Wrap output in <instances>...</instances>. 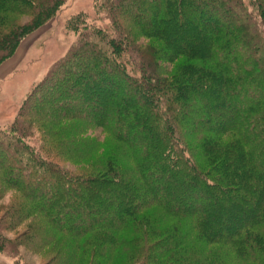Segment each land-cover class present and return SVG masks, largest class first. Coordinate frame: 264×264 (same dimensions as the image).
I'll list each match as a JSON object with an SVG mask.
<instances>
[{
	"label": "trees",
	"instance_id": "16d2710c",
	"mask_svg": "<svg viewBox=\"0 0 264 264\" xmlns=\"http://www.w3.org/2000/svg\"><path fill=\"white\" fill-rule=\"evenodd\" d=\"M65 1L0 0V66ZM146 1L120 2L122 21L162 44L159 51L145 49L153 61L161 56L184 62L168 81L131 82L116 56L124 49L119 40L132 44L134 38L118 36L115 42L96 35L103 46L96 40L77 46L36 89L34 98L48 108L33 110L30 101L12 127L17 134L8 141L18 159L0 163V200L13 186L31 198L7 209L12 221L24 220L33 203L47 214L51 231L39 221L26 224L28 243L55 245V235L70 239L55 264H73L77 257L79 264H264V38L257 20L243 0ZM150 3H155L153 17ZM186 23L199 30H187ZM246 26L254 28L253 37ZM122 83L136 91L143 85L162 91L168 118L153 100L154 108L129 100L118 89ZM36 121L49 147H59L63 138L64 149L81 160L91 158L96 145L80 148V135L62 123L113 129V140L135 156L128 154L131 161L109 153L79 176L62 171L18 147ZM169 123L180 135L194 131L205 165L191 164ZM5 141L0 136V162ZM15 164L21 170L24 164L33 167L28 179L15 172ZM45 187L51 196H40Z\"/></svg>",
	"mask_w": 264,
	"mask_h": 264
},
{
	"label": "rangeland",
	"instance_id": "374dc122",
	"mask_svg": "<svg viewBox=\"0 0 264 264\" xmlns=\"http://www.w3.org/2000/svg\"><path fill=\"white\" fill-rule=\"evenodd\" d=\"M145 1L142 0V2ZM120 2L123 4L127 3L128 0H66L63 2L57 15L41 28L27 35L18 47L15 55L0 66V136H4V139H7L5 142L8 143L2 151L1 166L5 165V163L8 164L9 161L13 162L12 158L18 159V156L14 155L16 146L10 144L8 140L12 141L11 138L14 134H17L14 133L12 127L16 123L21 122L23 117L22 109L26 108V105H29L30 101L34 102L32 106L33 110L37 109L38 111L42 108H48V106H44V104H47L45 102L41 105L42 99L34 98L36 89L47 79L55 65L65 59L80 44L96 40L95 42H98L100 45L102 44L100 39L103 37L107 38L108 41L113 38H120L118 36H121L122 39L124 37L129 39L134 38L136 42H132V44L128 40L121 41L122 44H120L119 40V46L122 45L124 49L120 50L119 57L116 56L117 60L120 61L130 75L131 82L140 81L146 83V81H149L152 84L155 80H159V78L168 81L177 65L184 62L183 60L185 59L175 62L162 61L161 56H158L156 61H153L152 54L145 49L150 46L157 47L159 51V48L163 47L162 44L156 39H146L139 31L130 29L127 19L122 21V13L118 9ZM146 2L153 1L147 0ZM257 2L259 4H256V0H243L242 3L246 10L256 18L258 28L264 38V25L262 24L264 20V6H262V4L264 5V0H258ZM154 6L155 3H150V17L154 15ZM223 10L226 11V7H223ZM234 18L232 17L231 20ZM228 24L226 23V25ZM223 26L225 25L223 24ZM184 27L187 30H199L197 26L192 27L190 23H186ZM246 28L245 31L253 37L254 28L250 26H246ZM96 35L100 39L95 37ZM186 38L185 40H187ZM116 41L118 39H115ZM104 50L108 51L111 55V48L105 47ZM118 89L129 100L134 101V103L138 102L136 104L140 106L147 105L149 108H154L151 102L152 100L155 101L158 105V110L168 118L169 112L165 107L167 98L166 96L164 97L162 91L154 87L149 90L144 85L141 90L138 89L136 91L123 83ZM45 92L44 90L43 94ZM255 93L252 91V94ZM134 99L138 101L135 102ZM194 113L195 111H191V116ZM35 123L37 125L30 126L31 130L28 135L21 137L19 142H16L18 147L21 146L25 152L28 149L30 154L37 155L39 160H42L40 163L52 164L68 173L77 174L78 176L82 175V169H85L86 165L102 162L109 153L119 155V158L123 160L130 158L128 154L135 156L128 145L113 140L111 135L116 134L113 129L104 130L93 123L86 124L84 121H67L66 123H62L61 126L63 128L66 127L67 131L80 135L76 137V142L80 148L86 149L87 146L96 145V152L93 153L91 158L81 160L78 155L70 154L68 150L64 149L68 146L67 141H64L63 138L59 140L61 141L59 147H49L48 143L45 142L47 141L46 136L42 135L39 129V122L36 121ZM169 124L171 131H174L175 138L180 144L179 146L187 147L183 149H186V151L184 150L185 155L190 159L191 164H197L198 166L205 165L204 162L206 161L204 158H201L200 151L198 150L199 144L192 139L194 131H187L186 129V131H179L182 132L180 135L177 132L176 124ZM194 129H196V126ZM165 131L167 132V130ZM179 135L186 138L185 142L179 140ZM180 149L183 150L182 148ZM25 157L29 161H33L29 155H25ZM21 163L23 164L24 162L21 160ZM37 165L39 166V164ZM15 167V172L18 174L21 172L23 179H28L26 173L30 172L33 168H27L25 164L21 165L22 170L17 165ZM22 177L18 175L16 181H20ZM6 188L8 191L5 192L6 194L0 200V264H55L54 259H56L57 252L67 251L69 249L67 248V244L70 239L65 236L57 237L55 235V245L50 241H46L40 245L28 243L29 233L26 230V224L39 221L38 223L42 224L43 227L45 226L46 230L51 231L47 225L49 218L47 214L42 212L33 203L31 212L26 215L24 220L12 221L7 214V209L9 207L11 209L15 208L16 205H19L20 201L24 202L23 200H25L28 202L31 197L29 196L30 194H25L22 190L16 189L13 186ZM55 193L53 197H56ZM51 195L46 187L42 189L40 194L42 197ZM86 195L88 198L91 197L88 193ZM65 221L63 220V224L65 223L66 225L67 222ZM78 261L79 257H77V260L75 259L73 264H79L80 261Z\"/></svg>",
	"mask_w": 264,
	"mask_h": 264
}]
</instances>
